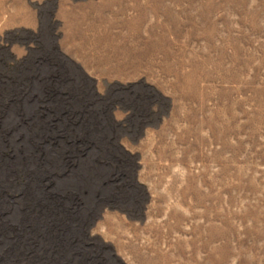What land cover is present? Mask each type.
I'll list each match as a JSON object with an SVG mask.
<instances>
[{
	"label": "rangeland",
	"instance_id": "1",
	"mask_svg": "<svg viewBox=\"0 0 264 264\" xmlns=\"http://www.w3.org/2000/svg\"><path fill=\"white\" fill-rule=\"evenodd\" d=\"M4 246L264 264V0H0Z\"/></svg>",
	"mask_w": 264,
	"mask_h": 264
},
{
	"label": "bare ground",
	"instance_id": "2",
	"mask_svg": "<svg viewBox=\"0 0 264 264\" xmlns=\"http://www.w3.org/2000/svg\"><path fill=\"white\" fill-rule=\"evenodd\" d=\"M35 138H37L36 135H34ZM134 177H135V174L133 176V181H134ZM136 182V181H135ZM96 217L93 219V221L91 222L89 228H88V231L94 226V223H96L97 221H95ZM93 224V225H92ZM34 244V243H33ZM9 245V244H8ZM46 246V245H45ZM39 247V246H38ZM42 249V248H41ZM36 252V250H35ZM1 253H3L2 256H0V264H20V261L18 259H14L12 257V255H10V253H7L6 252V246H4V248H2L1 250ZM45 253V252H44ZM7 256H11V260H9L10 258H8ZM3 259V260H1ZM29 259V258H28ZM30 264V263H29Z\"/></svg>",
	"mask_w": 264,
	"mask_h": 264
},
{
	"label": "water",
	"instance_id": "3",
	"mask_svg": "<svg viewBox=\"0 0 264 264\" xmlns=\"http://www.w3.org/2000/svg\"><path fill=\"white\" fill-rule=\"evenodd\" d=\"M135 181H137V175H135V177H134V182H135ZM110 205H112V204H110ZM110 205H108V206H110ZM105 207H107V206H105ZM105 207H103L102 210H104ZM111 209H112V207H111ZM102 210H101V211H102ZM101 211H100V212H101ZM99 215H100V213L97 215L95 221H97V220L99 219ZM94 224H95V223H94ZM92 225H93V224H92Z\"/></svg>",
	"mask_w": 264,
	"mask_h": 264
}]
</instances>
